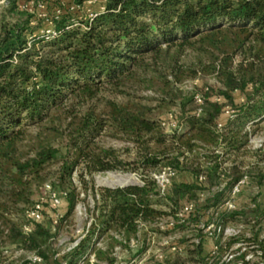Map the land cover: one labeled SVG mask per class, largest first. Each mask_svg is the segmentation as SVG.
Instances as JSON below:
<instances>
[{
  "label": "trees",
  "instance_id": "16d2710c",
  "mask_svg": "<svg viewBox=\"0 0 264 264\" xmlns=\"http://www.w3.org/2000/svg\"><path fill=\"white\" fill-rule=\"evenodd\" d=\"M88 1L75 0V5L82 9ZM97 3L103 11L90 25L88 18L79 17L81 10L52 19L57 36L49 41L35 37L43 22L34 23L19 0L0 4V263L8 247H18L40 261L23 264L50 262L52 240L74 215L79 197L74 175L79 173L94 207L87 234L66 264H91L92 259L95 264H115L112 255L117 247L130 251L140 234H161L153 227L163 217L174 221L165 234L193 227L200 241L160 264H214L235 240L223 242V234L213 235L216 251L206 256L202 237L206 228L214 223L223 232L240 224L257 239V225L264 220V201L256 198L247 208L215 216L243 179L264 191V168L248 162L259 153L248 148L250 139L264 124V0ZM186 51L204 61L195 68L183 66L180 57ZM161 67L168 72L162 73ZM149 74H157L154 80L163 86L160 107L179 110L177 129L169 135L154 109L139 101H108L101 111L94 104L103 90L123 94ZM211 77L218 86L205 84L192 96L174 92L188 79ZM236 94L243 96L242 103L236 102ZM71 100L74 104L66 110ZM89 104L94 105L86 113L77 111ZM44 124L49 126L44 131L65 138L66 153L61 156L60 150L41 144L27 159L20 154V145L30 137L29 129ZM64 124L66 134H61ZM103 135L130 144L135 160L125 162L115 150L101 147ZM59 162L54 189L60 206L65 201L68 210L56 224L54 212L60 206L48 197L35 202L33 185L42 187L44 172ZM161 168L173 170L176 178L189 174L193 181L175 178L161 196L149 176ZM117 171L139 172L142 185L107 189L92 184L88 188L85 182L86 175ZM37 206L40 220L30 216ZM187 206L193 210L181 219ZM105 239L107 246L100 248ZM146 252L142 245L139 255Z\"/></svg>",
  "mask_w": 264,
  "mask_h": 264
},
{
  "label": "rangeland",
  "instance_id": "374dc122",
  "mask_svg": "<svg viewBox=\"0 0 264 264\" xmlns=\"http://www.w3.org/2000/svg\"><path fill=\"white\" fill-rule=\"evenodd\" d=\"M19 1L20 6L22 7L30 2V0ZM98 6L99 4L95 3L89 6L88 9L94 11L98 8ZM33 13L36 17V22H39V16H43L45 14L54 16L52 9L38 8L37 6L34 8ZM88 15L89 14L87 13V11H85L84 13H81L79 17L87 18ZM41 26H43V24H41ZM170 55H173V52ZM200 61L204 60L201 59V57L197 54L190 51H186L184 55L180 57V64L186 67L195 68L199 65ZM160 70L162 73L168 72L164 67H161ZM157 77V74L141 76V81L131 84L123 89V94L117 93L111 89H105L100 93L98 100L94 104L98 106L97 110L101 111L108 101L120 104H124L130 100L139 101L143 105L154 109L155 118L159 120L161 124H165L164 131L169 135L172 132V128L170 127L168 116L173 115L174 118L176 116H179V110L177 108H171L170 110H167L160 107V102L158 100L163 98L164 91L162 84L158 80H154V78ZM205 84L209 86H218L217 81L214 77L205 79L200 78L197 80L188 79L182 84L176 85L174 87V92L178 96H192L199 92V90L204 87ZM235 98L238 104L242 103L244 99L240 94H236ZM73 104V100L69 101L65 105V107L67 108L66 110H70ZM94 104L77 107V111L81 114H84L87 111L91 110ZM66 125L67 124H64L63 130H60V132H62L61 134H66L64 129ZM47 127L49 126L47 124H44L40 127L29 129L28 132L30 134V137L20 145L21 155L25 156L27 159L33 158L41 144L45 146L50 144L51 147L60 150L61 156L66 153L65 138L57 137L51 132L44 131V129ZM99 144L103 148L115 150L119 158L125 162H133V160H135L132 151L133 148L130 144H127L120 140L109 138L105 135H103L99 139ZM248 148L254 152L259 151L258 154H254L253 160H250L248 162H252V164H254L255 166L259 165L260 168H264V161H262V158H264V124L262 125V128L251 137ZM60 165V162L56 163L44 172V183L42 187L37 182L34 183L33 199L35 202L47 198L49 194L48 192L50 190L57 193V191H55L54 189V185L57 184L58 170L60 168ZM164 170L165 169L161 168L155 171H150L149 176L151 177V179H153L154 175L160 174ZM176 180L178 182L186 183H190L193 181L189 174L178 175ZM85 182L88 188H90L92 184L96 188L116 189L126 186H141L142 177L139 172L132 173L126 171H117L96 174L92 177L86 175ZM74 183L79 194L74 215L69 220L62 223L60 230H58L56 238L52 240L53 255L51 256L50 262H42L39 264H66L67 256L73 249L77 247L79 241L83 239V237L87 234V230L89 229L92 221L90 210H92V208L94 207V201L90 195V192H88V194L85 193V184L82 185L79 182V173H76L74 175ZM249 183L250 184L244 188L242 194L236 200V205H238V207H240L241 209L249 207V205L252 204L251 201L255 198L260 202L264 201V191L260 190L254 183H252V181H249ZM161 208L165 212H168V208ZM67 210V203L63 201L62 206H60L54 212V214L57 216L55 218L56 224L66 215ZM215 218L216 217H213V222ZM207 219L208 216L205 217L203 221L206 222ZM171 221V218L163 217L160 220L159 224L153 227L155 230H159L161 234H152L148 235L147 237L144 234H140L139 241H133L131 243L130 251L117 247L112 255L113 258L116 259L115 264H160L176 253L184 254L187 248L193 249V244H197L200 241V238L197 237L198 235L196 231L193 230V227H190L189 229H185L183 231H173L172 233L165 234L172 229V227L169 225ZM200 228L204 229V226L202 225ZM227 228L229 232L226 234V237H230L231 235H233L235 233V230L237 229H240L242 231H248L249 229L248 226L240 224H231ZM55 230L56 229H54V231ZM213 231V227H210V230L205 229L202 234L204 254L206 256L211 255L215 252V238L213 237V234L214 236L217 235L213 233ZM106 240L107 239L99 244L100 248H105L107 246ZM142 245L147 248V252L144 255H139L138 252L142 248ZM174 249L180 251H177L175 253ZM236 249L237 247L234 246L232 248V251H235ZM6 250L7 253L4 254L3 264H23L26 261L34 262L35 256L25 253L18 247H8ZM226 259L227 255L225 254L220 261L219 258H217L214 264H223L225 263ZM91 264H95L93 259L91 260ZM210 264H213V262H210Z\"/></svg>",
  "mask_w": 264,
  "mask_h": 264
},
{
  "label": "built area",
  "instance_id": "2783aa9c",
  "mask_svg": "<svg viewBox=\"0 0 264 264\" xmlns=\"http://www.w3.org/2000/svg\"><path fill=\"white\" fill-rule=\"evenodd\" d=\"M5 0H2L1 4H4ZM97 3V0L88 1L85 4V7L80 9L75 5V0H30L28 4L23 7H20L22 10L28 12L30 15L34 16V23L36 17L33 13L34 8L37 6L38 8L44 9H52L53 15H43L39 16L40 21L43 22V28L40 32L36 33L35 37L45 39L46 41L52 40L57 36V33L53 27L52 19L60 20L63 17V14L67 11L71 12H79L84 13L87 11L89 14L87 18L89 19V25L93 22V20L103 11V8H98V10H89L88 7ZM33 23V24H34ZM87 29V28H85ZM196 101L201 103V98L196 97ZM200 112V111H199ZM168 120L170 122V127L172 131L177 129V121L173 117V115L168 116ZM164 127L165 124H162ZM176 178V172L171 169H165L162 173L154 175L153 180L156 182L157 190L161 196L167 194L168 188L171 186L172 181ZM248 186V179L245 178L236 184L231 192L229 198L220 206L215 216L218 215V212L227 211L233 212L237 210L239 207L236 205V200L239 198L243 188ZM49 188V187H47ZM48 198L53 202L55 206H60L61 200L59 195L56 192L50 190L48 192ZM39 206L36 207V210L32 211L30 216L35 220H40L39 214ZM193 206H187L183 212L179 215L181 219L187 218L189 214L192 212ZM254 224V222H253ZM171 227L174 225V221H171L169 224ZM264 220L260 222V225H257L256 231H260L259 237L257 239L254 238L253 234L249 231L235 230V233L230 237H226V234L229 232L228 228H226L222 232V228L220 226H216L213 223V233L217 236L223 234V241H227L229 239L235 240L233 246L226 253L227 259L225 260V264H264ZM210 230L209 228H206ZM214 235V234H213ZM226 237V238H225ZM226 239V240H225ZM236 246L237 249L232 251V248ZM180 250H175L176 253ZM216 251V247H215ZM34 262H40L37 258H34Z\"/></svg>",
  "mask_w": 264,
  "mask_h": 264
},
{
  "label": "crops",
  "instance_id": "0c3cea01",
  "mask_svg": "<svg viewBox=\"0 0 264 264\" xmlns=\"http://www.w3.org/2000/svg\"><path fill=\"white\" fill-rule=\"evenodd\" d=\"M19 3H20V1H19ZM19 6H20V4H19ZM20 7H22V6H20Z\"/></svg>",
  "mask_w": 264,
  "mask_h": 264
}]
</instances>
